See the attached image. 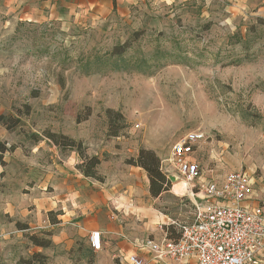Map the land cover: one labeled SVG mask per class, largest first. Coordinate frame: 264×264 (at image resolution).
<instances>
[{
    "label": "rangeland",
    "instance_id": "374dc122",
    "mask_svg": "<svg viewBox=\"0 0 264 264\" xmlns=\"http://www.w3.org/2000/svg\"><path fill=\"white\" fill-rule=\"evenodd\" d=\"M22 13L0 9V114L16 124L0 125V264H41L36 253L46 264H93L90 184L115 191L106 206L129 230L177 237L175 222L194 210L179 183L187 178L167 176L169 189L132 207L118 196L150 180L133 163L141 149L161 165L187 132H206L199 160L215 175L264 176V0H135L67 19ZM126 41L116 68L107 52ZM49 133L99 157L101 180Z\"/></svg>",
    "mask_w": 264,
    "mask_h": 264
},
{
    "label": "built area",
    "instance_id": "2783aa9c",
    "mask_svg": "<svg viewBox=\"0 0 264 264\" xmlns=\"http://www.w3.org/2000/svg\"><path fill=\"white\" fill-rule=\"evenodd\" d=\"M207 138L201 129L187 132L173 142L169 157L161 162L169 178L172 174L175 181L181 176L189 181L192 219L175 222L177 237H146L135 245L168 264H264V199L258 205L245 204L255 185L248 171L217 176L202 165L196 155ZM167 163L175 173L166 168ZM90 245L95 251L101 249L100 231L90 234ZM116 259V264H146L138 254Z\"/></svg>",
    "mask_w": 264,
    "mask_h": 264
},
{
    "label": "crops",
    "instance_id": "0c3cea01",
    "mask_svg": "<svg viewBox=\"0 0 264 264\" xmlns=\"http://www.w3.org/2000/svg\"><path fill=\"white\" fill-rule=\"evenodd\" d=\"M134 1L135 0H116L117 10H123L126 4L133 3ZM18 5L22 6V14L26 15V18L29 20L31 18H40L42 20L67 19L74 15L105 16L114 10V0H0V9L11 11L12 9L18 8ZM200 152H202V146L196 155L198 160ZM168 157L169 155L166 156V159ZM168 165L171 167L169 163L165 164L166 168L169 170L170 167H168ZM137 168L142 167L137 166ZM165 172L167 173L166 169ZM250 174L253 177L255 185L251 198L246 200L245 204L258 205L261 204L264 199V176L259 177L257 180V177L253 173ZM171 181L174 183L175 180ZM100 187L102 186L98 184L88 185V225L86 228L88 233V251L94 256L93 264H116L117 256H128L132 254H138L145 260L146 264H168L167 262L155 260L149 252L142 251L135 245V242L141 238L153 237L159 239L163 236L142 235L138 232L129 230L123 218L119 217L113 210L110 211L106 206L109 194H114L115 191L107 189L108 192H104L100 190ZM132 187V185H124L123 188L125 189H123V194L121 193V195L118 196L119 199L127 198L129 202L131 201L132 203L130 207L134 206V203H140L147 198L157 197L152 196L150 192V180L147 177L143 183L136 184L134 190ZM134 193H138L139 195H134ZM187 193L191 195L190 192ZM97 196L100 199L98 202L96 201L94 203V197ZM191 197L193 199L192 201H194V196L191 195ZM97 207L99 208L97 212L94 213V210L97 209ZM134 213L137 217L141 215V212L139 211ZM153 214L154 213H152V215ZM94 231H100L102 236V247L98 251L93 250L90 245V234Z\"/></svg>",
    "mask_w": 264,
    "mask_h": 264
},
{
    "label": "trees",
    "instance_id": "16d2710c",
    "mask_svg": "<svg viewBox=\"0 0 264 264\" xmlns=\"http://www.w3.org/2000/svg\"><path fill=\"white\" fill-rule=\"evenodd\" d=\"M114 10H117V2L114 0ZM131 47V42L126 41L124 44H118L112 48V50L107 52L108 59H114L115 60V67L121 68L123 67V64H121L126 59V52L128 51V48ZM0 125H5L9 129H13L16 127L15 121L13 120L12 116L0 114ZM36 134H33V137H35ZM52 141H54L57 145L62 146L64 149H71L76 150L78 153H80L85 160L88 162H83L81 167L83 168V172L85 175L89 177L94 178H100L101 176L98 173V166L101 163V159L97 156H89L84 153L82 150V143L76 142L73 138H70L65 135L58 136L55 133H49L48 136ZM62 140H60V139ZM131 163V162H130ZM135 165L140 166L144 168L148 172V176L150 178V192L152 196H159L163 191L169 189V180L167 175L162 171L161 165H160V158L157 156V154L151 150V149H141L140 154L137 160H134L133 162ZM48 241L42 240L41 242H38L40 245H47ZM35 256H37L42 262L41 264H46L45 262V255L41 253H36Z\"/></svg>",
    "mask_w": 264,
    "mask_h": 264
},
{
    "label": "bare ground",
    "instance_id": "6f19581e",
    "mask_svg": "<svg viewBox=\"0 0 264 264\" xmlns=\"http://www.w3.org/2000/svg\"><path fill=\"white\" fill-rule=\"evenodd\" d=\"M179 180H180V178L178 179V181H175V182H179ZM182 181H184L183 182L185 184L184 187H187L184 191H188V188L190 186L189 181L188 180H181V182H179V183H182ZM175 184H177V183H175Z\"/></svg>",
    "mask_w": 264,
    "mask_h": 264
},
{
    "label": "water",
    "instance_id": "95a60500",
    "mask_svg": "<svg viewBox=\"0 0 264 264\" xmlns=\"http://www.w3.org/2000/svg\"><path fill=\"white\" fill-rule=\"evenodd\" d=\"M171 180H175V177L174 176H170Z\"/></svg>",
    "mask_w": 264,
    "mask_h": 264
}]
</instances>
